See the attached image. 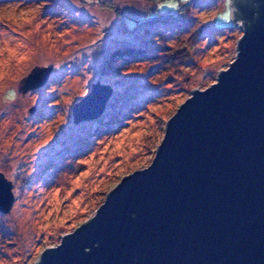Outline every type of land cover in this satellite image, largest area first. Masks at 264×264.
<instances>
[{
    "label": "rangeland",
    "instance_id": "rangeland-1",
    "mask_svg": "<svg viewBox=\"0 0 264 264\" xmlns=\"http://www.w3.org/2000/svg\"><path fill=\"white\" fill-rule=\"evenodd\" d=\"M241 33L229 0H0V172L13 194L0 264H31L147 165L166 119L215 80ZM34 65L48 76L21 91ZM94 81L112 88L102 111L73 121Z\"/></svg>",
    "mask_w": 264,
    "mask_h": 264
},
{
    "label": "water",
    "instance_id": "water-1",
    "mask_svg": "<svg viewBox=\"0 0 264 264\" xmlns=\"http://www.w3.org/2000/svg\"><path fill=\"white\" fill-rule=\"evenodd\" d=\"M229 15L242 30L233 59L178 104L151 161L31 264H264V0H229ZM49 71L32 66L19 88ZM111 90L91 82L73 121L97 116ZM12 198L0 172V209Z\"/></svg>",
    "mask_w": 264,
    "mask_h": 264
},
{
    "label": "trees",
    "instance_id": "trees-1",
    "mask_svg": "<svg viewBox=\"0 0 264 264\" xmlns=\"http://www.w3.org/2000/svg\"><path fill=\"white\" fill-rule=\"evenodd\" d=\"M119 51H120V50H119ZM129 51H131V50H129ZM120 52H121V51H120ZM120 52H119V53H120ZM113 53H114V52L112 51V53L110 54V56H111V57H116V56H114ZM112 54H113V55H112Z\"/></svg>",
    "mask_w": 264,
    "mask_h": 264
}]
</instances>
